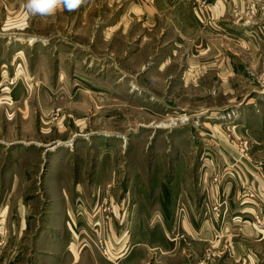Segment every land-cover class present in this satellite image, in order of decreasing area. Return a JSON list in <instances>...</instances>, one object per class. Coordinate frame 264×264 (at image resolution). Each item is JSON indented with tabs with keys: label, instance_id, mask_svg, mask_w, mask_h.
<instances>
[{
	"label": "rangeland",
	"instance_id": "obj_1",
	"mask_svg": "<svg viewBox=\"0 0 264 264\" xmlns=\"http://www.w3.org/2000/svg\"><path fill=\"white\" fill-rule=\"evenodd\" d=\"M190 1L203 31L217 30L219 22L205 17L213 0ZM144 3L85 0L75 11L60 8L52 15L0 6V43L7 45L8 33L19 43V50L4 47L0 54V246L4 255L15 252L19 264H31L36 233L28 236L24 230L18 238L17 226L23 221L27 228L58 226L67 208L98 211L95 221L110 225L114 209L176 206L182 211L187 199L196 203L200 196L212 212H226L229 219L248 221L264 232V53L255 54V61L243 55L245 79L228 87L225 96L213 87L207 101L201 89L190 96V87L182 84L188 54L179 50L181 32L162 24L155 32L147 12L139 9ZM245 8L250 12L251 4ZM237 13L238 6L231 5L228 15ZM20 17L21 22L11 21ZM240 21L250 28L249 18ZM158 39L163 42L158 59L146 70ZM228 50L227 58L234 61L235 52ZM155 69L163 83L153 78ZM238 159L251 163L245 170L244 164L233 165ZM219 162L224 172L218 171ZM234 179L238 187L239 180L244 183L238 207L251 205V217L222 202L229 180L235 188ZM223 221L218 223L224 227L228 221ZM96 226L107 242L102 226ZM169 236L184 235L175 227ZM87 237L101 257L112 261V253L103 255ZM234 248L227 240L205 251L200 264L232 255ZM251 249L252 264H264L262 248Z\"/></svg>",
	"mask_w": 264,
	"mask_h": 264
},
{
	"label": "crops",
	"instance_id": "obj_2",
	"mask_svg": "<svg viewBox=\"0 0 264 264\" xmlns=\"http://www.w3.org/2000/svg\"><path fill=\"white\" fill-rule=\"evenodd\" d=\"M149 1L146 0V3L142 5L146 8L145 10L142 6L139 9L147 12V21L155 32L161 24L168 28L176 27V30L181 32L179 34L180 44L177 43V45L179 44V50L185 49L188 54L185 58L187 66L185 65V68H183V70H188V76L182 84L190 87L188 88L190 96L195 93L196 89H201L202 98L207 101L211 97V87H213L214 93H223V96H225L228 87L237 86L238 83H243L245 79L243 78L244 70L242 66L243 55L249 54L251 59L253 57L252 61H255V54L264 53V0H213L212 9L207 12L205 17L210 21H218L219 27H215L217 30H209L208 34L203 31L204 26L198 21L199 19L193 11L192 1ZM247 2L252 7L250 12L245 8ZM9 4L21 6V0H0V6ZM233 4L238 6L239 13L232 18L229 15L230 7ZM230 17L232 21L229 20ZM248 18L251 20L248 29L252 33H249L248 29L245 28V24L240 21V19L245 20ZM226 19L230 21L229 25H227ZM11 21L21 22L22 18ZM229 26L231 28L227 29ZM9 34H5L3 37L8 39L7 45L4 42L0 43V54L3 53L4 47L9 51L12 49L11 53L19 50L17 46L19 43L16 39L11 38L15 35ZM228 35L234 39L229 40L230 42L233 41V45L228 42L226 38ZM247 36H249L248 40ZM158 42V46H155V49L151 51V54H155V57L151 61L149 60L148 65L146 64L147 67L146 65L143 67L146 70L153 69L152 67L155 66V60L158 59L159 55L158 48L163 44L161 40ZM33 43L29 45L32 46ZM175 48L178 50L177 46ZM227 50L235 52L234 61L227 58ZM139 51L141 52V50ZM177 53L178 51L174 54ZM139 55L141 64L144 56L140 53ZM188 62L191 64H188ZM182 71L179 72V75ZM159 73L160 71L154 72L153 78L158 79L160 84L163 83V80L161 78L162 73ZM177 74L176 71L173 76L176 77ZM242 101H239L237 106L242 105ZM248 162H250L249 159H238L233 165L242 167L244 164L245 167V165L248 166ZM231 163L232 160L228 163L225 162V170L229 169L227 166H231ZM222 164L219 162V172L224 169V167L220 168ZM244 173L246 172L244 171ZM248 174L251 178L252 173L249 172ZM233 183L235 188L231 187V180L227 182L226 188L230 187V189H225L222 202L229 201L232 207L229 205L228 208L242 209L245 215L252 213L253 207L251 205L244 206L246 208L243 209L241 206L238 207L236 201L239 187L244 185L243 181L239 180V187L236 180ZM177 196L174 199L178 203ZM201 199L199 196L196 203H192L187 199V204L182 211H178L176 206L165 207L160 210H138V207L134 206H126L122 208V211L119 209L115 211L114 209V214L110 218V225L106 222L103 225L99 222L97 224L100 227L102 226L99 230L106 237V246L111 250V256L114 257L112 261L101 257L87 237L88 234H92L91 228L95 227L92 226L93 221L95 219L99 221L100 214L98 211H86L81 207L78 209L67 208L63 212L64 222L61 221L62 223L58 226L52 224L42 228L38 225H29V228H27L26 221H23L22 225L17 226L15 235L18 238L24 237V230H26L27 234H25L28 236L31 230L32 234L36 233L32 242L35 255L33 254L31 264H200L204 260L205 251L219 248L223 243L225 245L227 240L234 245L235 252L232 251V255L229 256L214 257L205 264H226L230 261L239 262L240 264L255 263L254 257L256 256L252 253L255 249L251 248L260 246L264 251V232L260 233L258 230L261 231V229L257 227V231L254 230L248 221L239 223L234 217L229 219L226 212H212L210 208L204 207ZM247 216L251 217V214ZM222 220H224L223 222L228 221L224 227L220 222L218 223ZM1 221H3L2 218ZM235 226L245 228L243 231L236 232ZM175 227L178 234L184 235L183 238L179 236H176L175 239L170 238L169 232L174 230ZM247 230H249V233H247ZM236 246L241 247V252L237 250ZM3 248L4 244L0 246V264L20 263V260H17L18 255H14L15 252L4 255ZM261 257H264V253Z\"/></svg>",
	"mask_w": 264,
	"mask_h": 264
},
{
	"label": "clouds",
	"instance_id": "obj_3",
	"mask_svg": "<svg viewBox=\"0 0 264 264\" xmlns=\"http://www.w3.org/2000/svg\"><path fill=\"white\" fill-rule=\"evenodd\" d=\"M84 3L85 0H21V7L30 15H52L60 8L75 11Z\"/></svg>",
	"mask_w": 264,
	"mask_h": 264
},
{
	"label": "built area",
	"instance_id": "obj_4",
	"mask_svg": "<svg viewBox=\"0 0 264 264\" xmlns=\"http://www.w3.org/2000/svg\"><path fill=\"white\" fill-rule=\"evenodd\" d=\"M93 226H96L98 224V221H93ZM96 227H93L92 230V234H88L90 240L93 242V244L96 245V247L98 248L99 251H101V253L105 256H108L111 254V250L107 248L106 246V242L103 240V238L101 237L100 233L96 232Z\"/></svg>",
	"mask_w": 264,
	"mask_h": 264
},
{
	"label": "bare ground",
	"instance_id": "obj_5",
	"mask_svg": "<svg viewBox=\"0 0 264 264\" xmlns=\"http://www.w3.org/2000/svg\"><path fill=\"white\" fill-rule=\"evenodd\" d=\"M31 44H32V42H31ZM23 52V51H22Z\"/></svg>",
	"mask_w": 264,
	"mask_h": 264
}]
</instances>
